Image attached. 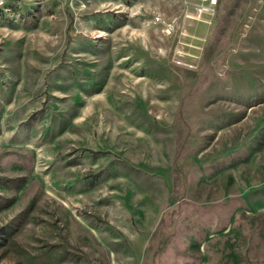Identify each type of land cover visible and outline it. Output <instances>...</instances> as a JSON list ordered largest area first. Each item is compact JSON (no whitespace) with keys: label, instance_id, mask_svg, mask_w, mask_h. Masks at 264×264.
I'll use <instances>...</instances> for the list:
<instances>
[{"label":"rangeland","instance_id":"rangeland-1","mask_svg":"<svg viewBox=\"0 0 264 264\" xmlns=\"http://www.w3.org/2000/svg\"><path fill=\"white\" fill-rule=\"evenodd\" d=\"M0 264H264V0H0Z\"/></svg>","mask_w":264,"mask_h":264},{"label":"built area","instance_id":"built-area-1","mask_svg":"<svg viewBox=\"0 0 264 264\" xmlns=\"http://www.w3.org/2000/svg\"><path fill=\"white\" fill-rule=\"evenodd\" d=\"M210 1H211L212 4L216 2V0H210ZM209 8H210V7H209ZM207 9H208V8H207Z\"/></svg>","mask_w":264,"mask_h":264},{"label":"bare ground","instance_id":"bare-ground-1","mask_svg":"<svg viewBox=\"0 0 264 264\" xmlns=\"http://www.w3.org/2000/svg\"><path fill=\"white\" fill-rule=\"evenodd\" d=\"M170 32V31H169Z\"/></svg>","mask_w":264,"mask_h":264}]
</instances>
